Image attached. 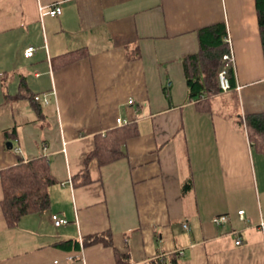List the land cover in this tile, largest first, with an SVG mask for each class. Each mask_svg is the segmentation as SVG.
<instances>
[{
    "label": "crops",
    "instance_id": "obj_1",
    "mask_svg": "<svg viewBox=\"0 0 264 264\" xmlns=\"http://www.w3.org/2000/svg\"><path fill=\"white\" fill-rule=\"evenodd\" d=\"M54 7L59 16L41 15ZM216 23L226 27L234 86L203 113L188 100L183 59L198 52V30ZM74 51L85 56L59 67ZM45 94L49 104L35 111L30 99ZM259 113L255 0H0V172L44 156L56 180L49 208L15 228L0 207V264H117L112 248L82 246L106 232L129 264L171 255L264 264V155L234 119ZM117 119L135 131L120 157L85 165ZM53 215L67 224L55 227Z\"/></svg>",
    "mask_w": 264,
    "mask_h": 264
},
{
    "label": "trees",
    "instance_id": "obj_2",
    "mask_svg": "<svg viewBox=\"0 0 264 264\" xmlns=\"http://www.w3.org/2000/svg\"><path fill=\"white\" fill-rule=\"evenodd\" d=\"M257 24L264 58V0H255ZM226 27L223 23H216L201 28L197 32L199 50L183 59L184 75L188 90V100L193 102L199 112H213L214 98L221 94L218 84V73L225 66L223 57L228 54L229 47L226 38ZM85 56L81 51H74L60 56L58 66L69 65ZM230 91L233 90V69H227ZM35 111L40 110V104L30 99ZM236 125L243 129L252 148L256 153L264 155V113L234 117ZM6 135L15 133L5 132ZM135 135L131 127H121L108 132L101 141L97 140L96 148L85 158V165L96 159L99 165H106L118 159L123 143ZM75 186H82L89 182L87 174L73 179ZM0 183L3 198L0 202L2 216L9 229L18 226L20 220L29 214L44 211L50 206L49 189L56 184L50 173L48 161L44 156L28 161L19 159L15 166L0 172ZM190 188L189 182L183 189ZM65 244H68L65 243ZM77 244V243H76ZM103 245L112 248L117 264H129V256L114 247L110 232L94 234L82 239V246ZM75 247V244H74ZM156 264H177L174 255L167 257V261Z\"/></svg>",
    "mask_w": 264,
    "mask_h": 264
},
{
    "label": "built area",
    "instance_id": "obj_3",
    "mask_svg": "<svg viewBox=\"0 0 264 264\" xmlns=\"http://www.w3.org/2000/svg\"><path fill=\"white\" fill-rule=\"evenodd\" d=\"M40 12H41V15H49L51 17H55V16H59L61 14V9L58 8V7H54V8H52V9H50V10L45 12L43 10V8H40ZM225 41L228 44L229 52H228L227 55H225L223 57V60L226 61L227 64H225V66L218 73L219 89L223 93H226V92L230 91V85H229V80H228V76H227V69L230 68V67L233 69V56H232V52H231V49H230L229 38H228L227 35H226ZM33 53H34V49L32 47H29L26 50H24L23 55H24L25 58H30V57H32ZM237 90H239V89H237ZM34 101L38 102L39 104H42L44 106L49 104L48 95H46V94L45 95H36V96H34ZM129 103H131V102H129ZM125 124H127L126 120H122V119H117L116 120L117 127L124 126ZM42 149H43V152H45L47 150V146L44 144ZM17 152L20 153V150L17 149ZM238 215L242 218L243 217V211L238 212ZM51 219H52L53 225L55 227H61V226H64V225L67 224V221L65 219L59 218L56 215H53L51 217ZM214 222L215 223H226L227 222V217L222 216V217L216 218L214 220ZM261 225H263V224H261ZM183 228L187 229V226L185 224H183ZM236 244H239V241H237Z\"/></svg>",
    "mask_w": 264,
    "mask_h": 264
},
{
    "label": "water",
    "instance_id": "obj_4",
    "mask_svg": "<svg viewBox=\"0 0 264 264\" xmlns=\"http://www.w3.org/2000/svg\"><path fill=\"white\" fill-rule=\"evenodd\" d=\"M6 147L9 148V149H12V144L8 142V143L6 144Z\"/></svg>",
    "mask_w": 264,
    "mask_h": 264
},
{
    "label": "rangeland",
    "instance_id": "obj_5",
    "mask_svg": "<svg viewBox=\"0 0 264 264\" xmlns=\"http://www.w3.org/2000/svg\"><path fill=\"white\" fill-rule=\"evenodd\" d=\"M225 113H228V114H230V112H228V111H225Z\"/></svg>",
    "mask_w": 264,
    "mask_h": 264
}]
</instances>
